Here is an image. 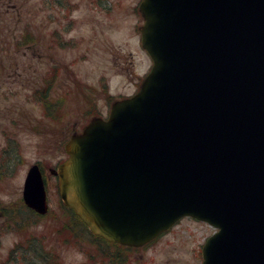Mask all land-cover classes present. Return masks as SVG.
<instances>
[{
  "label": "water",
  "instance_id": "95a60500",
  "mask_svg": "<svg viewBox=\"0 0 264 264\" xmlns=\"http://www.w3.org/2000/svg\"><path fill=\"white\" fill-rule=\"evenodd\" d=\"M141 91L66 146L60 196L90 231L141 246L188 216L202 264H264V0H143ZM26 205L47 211L36 167Z\"/></svg>",
  "mask_w": 264,
  "mask_h": 264
},
{
  "label": "rangeland",
  "instance_id": "374dc122",
  "mask_svg": "<svg viewBox=\"0 0 264 264\" xmlns=\"http://www.w3.org/2000/svg\"><path fill=\"white\" fill-rule=\"evenodd\" d=\"M140 1L69 0L74 7L69 17L71 21L69 28H67V20L56 5L55 8L44 9L43 3L41 13L38 10L37 0H28L23 11L20 0H12L16 10L11 11L12 14L18 11L22 16V22L32 20L33 25L36 20L42 22V32L45 33L44 44L51 41L50 36L53 29H60L61 34L59 36L62 43H68L71 40L74 42V46L57 45L56 60L67 64L73 61L75 81L80 80L83 85L95 86L97 90H100L101 86L98 82L94 85L95 81L105 76L108 81V94L121 97L135 94L141 80L151 68V61L140 45L139 28L143 21L136 11ZM94 4L97 9H94ZM50 14L57 17L53 23H50L48 19ZM37 24L41 33V25ZM36 48L38 47L36 46ZM24 61H26L24 58H17L16 60L17 63ZM75 91L76 95L88 97L85 90L78 86ZM19 100L20 102L23 101L22 95H20ZM98 101L100 100L98 99L95 103L99 104ZM76 103V121L80 127L83 119L79 110L85 102L77 98ZM8 107L19 109L20 104L11 96L6 99L0 95V146L3 145L4 140L1 129L8 123V115L4 110ZM44 136L46 135H40L39 140V138L27 136L24 131L19 134L17 139L25 161L29 163L40 159L55 162V159L49 156L52 153V138L46 148L45 142L47 141L44 142ZM39 141L40 152L37 150L38 144H36ZM46 149L50 152L45 153ZM22 175L23 167L17 171L15 179L10 184L12 193L0 189L2 202L7 203L10 198L16 196L18 177ZM52 209V213H58L54 203H52ZM50 219H53L52 216L25 229V232L2 230L0 232V264H4V258L9 247L19 242L25 244L31 235L37 237L47 234L49 228L53 226L49 222ZM59 222L62 223L63 220H59ZM213 232L214 230L206 224L190 219L181 220L146 249L129 251L130 257L124 258L121 264H200L201 248ZM76 234L74 246L63 243L61 239L55 236H50V248L60 257L62 264H86L88 260L86 251L95 249L94 243L89 241L86 234H82L78 229Z\"/></svg>",
  "mask_w": 264,
  "mask_h": 264
},
{
  "label": "flooded vegetation",
  "instance_id": "af4514ba",
  "mask_svg": "<svg viewBox=\"0 0 264 264\" xmlns=\"http://www.w3.org/2000/svg\"><path fill=\"white\" fill-rule=\"evenodd\" d=\"M27 2L28 0H20L23 11ZM42 3L43 0H37V6L40 9H42ZM57 3L63 8L71 6L66 0H57ZM11 10H16L12 0H0V12L12 13ZM5 27L9 28L8 26ZM29 42L31 43L28 41H0V51L3 52L0 53V95L6 99L11 96L20 104L19 109L8 107L4 110L8 115V123L1 129L4 140L3 145L0 146V189L12 193L10 184L15 179L17 171L23 167V175L18 177L16 196L10 198L7 203L0 199V232L2 230L18 232L17 228L26 226L27 215L22 199V190L28 170L33 165H36L41 172L47 201L50 200L55 203L57 212L61 209L67 210L60 205L57 196H49L53 189L57 195V178L54 172L60 163L66 159L64 146L79 127L76 121V99L79 98L85 102L79 110L83 119L81 125L95 116L106 118L111 101L115 99L114 96L108 94L106 85L100 90L95 89L93 91L90 89L88 92L89 101H86L82 95H76L73 61H70L69 64L61 63L55 57L58 50L57 45L71 47V43L48 41V47L44 48L45 41ZM10 44L20 45L14 48L15 53L7 52V45ZM17 58H24L26 61L17 63ZM70 64L72 65L70 66ZM20 95H22V102L19 100ZM93 96L100 100L98 101L99 104L95 103L97 100ZM22 131L26 132L27 136L39 138V140L40 135H46L43 137L44 142L47 141L45 142L46 148L52 138V153L49 156L54 158L55 162L40 159L29 163L25 161L17 139ZM36 144H38L37 150L40 152V141ZM49 152L48 149L45 150V153ZM65 211L58 214L63 220L70 216ZM55 220L56 217L50 219L49 222L52 223ZM53 234L57 238L59 236L66 237L63 242L74 246L75 230L72 229V223L69 222L67 230L54 231L50 227L49 232L44 235L43 242L45 245H30L38 241L33 240L30 244L27 242L25 245L9 247L4 258V264H62L60 257L53 252L50 246H47L50 236ZM137 249L104 246L99 252L100 263L97 264H121L124 258L130 257L129 251ZM95 256L94 254V256L87 258L91 259Z\"/></svg>",
  "mask_w": 264,
  "mask_h": 264
},
{
  "label": "trees",
  "instance_id": "16d2710c",
  "mask_svg": "<svg viewBox=\"0 0 264 264\" xmlns=\"http://www.w3.org/2000/svg\"><path fill=\"white\" fill-rule=\"evenodd\" d=\"M0 41H11V39L10 38H2V34H1V31H0ZM76 225H77V229H78V226L81 228V223H80V221L76 218Z\"/></svg>",
  "mask_w": 264,
  "mask_h": 264
}]
</instances>
